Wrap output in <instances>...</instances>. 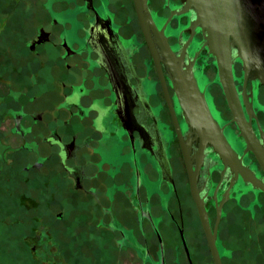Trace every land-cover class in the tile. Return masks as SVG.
<instances>
[{
	"label": "flooded vegetation",
	"instance_id": "flooded-vegetation-1",
	"mask_svg": "<svg viewBox=\"0 0 264 264\" xmlns=\"http://www.w3.org/2000/svg\"><path fill=\"white\" fill-rule=\"evenodd\" d=\"M185 3L147 0L184 67L194 62L236 164L187 123L161 61L176 126L134 0H28L34 22L18 28L22 38L3 23L0 37L7 31L13 42L0 45V130L19 144L0 139V159L13 147L31 180L45 179L56 203H45V212L60 210L44 226L64 234L61 244L86 232L109 247L110 264H264V189L239 165L262 187L264 167L234 120L215 57L202 29L193 31ZM233 71L248 128L264 150V83L246 78L239 59ZM37 239L48 242L46 228Z\"/></svg>",
	"mask_w": 264,
	"mask_h": 264
},
{
	"label": "water",
	"instance_id": "water-1",
	"mask_svg": "<svg viewBox=\"0 0 264 264\" xmlns=\"http://www.w3.org/2000/svg\"><path fill=\"white\" fill-rule=\"evenodd\" d=\"M134 1L139 21L158 65L176 126L180 127L171 100H169L167 87H165L161 61L165 62L187 123L196 127L204 138L211 140L222 152L225 160L230 161L232 159L231 147L223 134L222 126L211 112L205 90L200 88L193 70L194 62L184 67V57H177L164 31L159 30L153 21L147 0ZM187 11L194 13V20L191 24L193 31L198 27L202 29L206 45L215 57L220 82L234 114V120L247 138L249 148L256 153L264 167V150L258 142L253 140L248 128L251 125L244 116L233 71L235 60L239 59L243 64L246 78L253 76L264 83V0H186L184 12ZM188 157L186 153L187 165L191 172L192 166ZM233 162L236 164L234 160ZM239 169L247 180L264 189L255 176L248 177L250 174H247L248 171L244 170L241 163ZM191 179L192 192H194L201 219L209 235V220L205 205L198 195L195 177L191 176ZM209 239L216 255L215 238L209 235ZM107 250L110 251L109 247L103 241L98 240L80 264H100L101 260L104 262L102 264H110L107 258L110 254ZM105 260H108V263H105Z\"/></svg>",
	"mask_w": 264,
	"mask_h": 264
},
{
	"label": "rangeland",
	"instance_id": "rangeland-1",
	"mask_svg": "<svg viewBox=\"0 0 264 264\" xmlns=\"http://www.w3.org/2000/svg\"><path fill=\"white\" fill-rule=\"evenodd\" d=\"M27 2L28 0H0V29L6 23L10 30H15L17 38H22L18 28L25 27L29 21L34 22L32 14L35 11L29 8ZM7 17L13 20L9 21ZM10 35L4 31L0 37V45L13 42ZM2 129L0 139L12 146L19 144L7 131V127ZM13 150V147L5 150L3 159H0V264L82 263L99 239L84 232L76 241L61 244L64 234L53 225L44 226L45 221L55 220V211L57 213L60 210L56 208L52 209L54 212H45L48 210L45 203L56 207V203L50 200V197H54L53 192L48 189L49 186L43 185L45 179L42 182L34 178L31 180L30 175L23 170L26 160L15 158L17 153ZM68 207L74 208L71 202ZM73 215L76 213L71 212L70 216ZM72 217L67 218L70 220ZM44 228L50 239L39 243L37 236L42 234Z\"/></svg>",
	"mask_w": 264,
	"mask_h": 264
}]
</instances>
